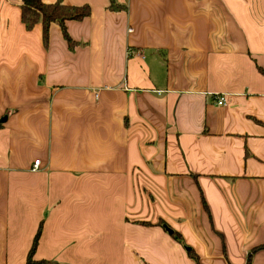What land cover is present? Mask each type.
<instances>
[{
  "label": "crops",
  "instance_id": "crops-1",
  "mask_svg": "<svg viewBox=\"0 0 264 264\" xmlns=\"http://www.w3.org/2000/svg\"><path fill=\"white\" fill-rule=\"evenodd\" d=\"M64 1L0 0V264H264V0Z\"/></svg>",
  "mask_w": 264,
  "mask_h": 264
},
{
  "label": "trees",
  "instance_id": "trees-1",
  "mask_svg": "<svg viewBox=\"0 0 264 264\" xmlns=\"http://www.w3.org/2000/svg\"><path fill=\"white\" fill-rule=\"evenodd\" d=\"M21 20L25 25L27 30H33L38 24L42 26L43 41L45 44L48 43L51 26L53 23L58 22L61 25L62 32L65 39L69 42L71 46L74 45L75 41L69 35L65 22L68 20H83L90 17L92 13L91 6L89 4H69L64 0H55L52 2H46L45 0H21ZM123 6L118 4L116 0H110L109 8L120 9ZM205 207L208 206L204 201ZM160 225H163V222L160 221ZM164 227H168L164 225ZM169 231L171 229L167 228ZM42 232V226L39 227L32 246L29 250L27 259L24 264H52L53 261L46 259H36L35 252L39 244L40 236ZM172 233V232H171ZM177 238L179 236L177 235ZM264 247V246H263ZM188 253L191 257L198 259V256L195 254L192 248L187 247ZM245 264H252L251 258H248V261Z\"/></svg>",
  "mask_w": 264,
  "mask_h": 264
},
{
  "label": "built area",
  "instance_id": "built-area-1",
  "mask_svg": "<svg viewBox=\"0 0 264 264\" xmlns=\"http://www.w3.org/2000/svg\"><path fill=\"white\" fill-rule=\"evenodd\" d=\"M216 103L221 106H226L228 104V99L225 94H220L215 97ZM41 160L36 159L34 162V168L37 169L40 165Z\"/></svg>",
  "mask_w": 264,
  "mask_h": 264
},
{
  "label": "rangeland",
  "instance_id": "rangeland-1",
  "mask_svg": "<svg viewBox=\"0 0 264 264\" xmlns=\"http://www.w3.org/2000/svg\"><path fill=\"white\" fill-rule=\"evenodd\" d=\"M253 14L255 15H261L263 17V14L262 12L260 11L259 7L256 6L254 9H253ZM155 75H158V73H154ZM161 74V73H160ZM166 228H169V227H166Z\"/></svg>",
  "mask_w": 264,
  "mask_h": 264
},
{
  "label": "water",
  "instance_id": "water-1",
  "mask_svg": "<svg viewBox=\"0 0 264 264\" xmlns=\"http://www.w3.org/2000/svg\"><path fill=\"white\" fill-rule=\"evenodd\" d=\"M170 232H172V231L170 230Z\"/></svg>",
  "mask_w": 264,
  "mask_h": 264
},
{
  "label": "bare ground",
  "instance_id": "bare-ground-1",
  "mask_svg": "<svg viewBox=\"0 0 264 264\" xmlns=\"http://www.w3.org/2000/svg\"><path fill=\"white\" fill-rule=\"evenodd\" d=\"M40 167V166H39Z\"/></svg>",
  "mask_w": 264,
  "mask_h": 264
}]
</instances>
